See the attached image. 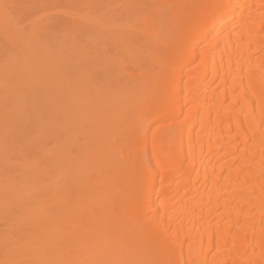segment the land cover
<instances>
[{
	"label": "bare ground",
	"instance_id": "6f19581e",
	"mask_svg": "<svg viewBox=\"0 0 264 264\" xmlns=\"http://www.w3.org/2000/svg\"><path fill=\"white\" fill-rule=\"evenodd\" d=\"M0 264H264V0H0Z\"/></svg>",
	"mask_w": 264,
	"mask_h": 264
}]
</instances>
